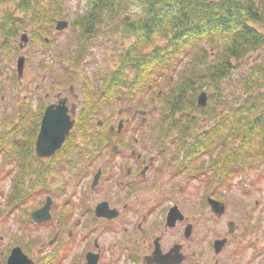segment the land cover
<instances>
[{"label": "flooded vegetation", "instance_id": "af4514ba", "mask_svg": "<svg viewBox=\"0 0 264 264\" xmlns=\"http://www.w3.org/2000/svg\"><path fill=\"white\" fill-rule=\"evenodd\" d=\"M73 33L76 45L77 32ZM21 34L27 35V43L14 38L17 52H13L26 63L32 37L30 29H22ZM72 58H80L76 49ZM75 64L65 68L66 72L59 71L61 77H53L55 81L45 66L41 82L34 86L44 98L29 101L24 96L21 103L27 106L15 122H11L9 111L0 112V136L4 132L8 138L6 146L0 143V186L9 179V198L17 197L20 182L23 187L27 183L30 188L37 186L26 198L17 200L20 206L14 211H22L21 206L33 196L38 201L33 211L16 217L21 240L26 243L4 241L9 208L6 204L0 209V264H9L16 248L26 257L17 264H252L241 259L246 249L255 260L261 257L258 239L252 238L248 210L244 208L239 220L221 221L226 211L221 189L233 184L235 174L228 169L232 164L228 173L221 174L225 165L219 164V148L189 147L200 134L196 130H164L158 101L153 110L126 105L117 112L116 125L113 120L101 119L108 76L101 79L105 90L90 94L86 91L90 89L88 81L81 80L84 86L77 93ZM29 88L26 85L27 92ZM28 104H34V112ZM58 107L73 122L72 127L52 154L38 156L35 143L45 112L48 108L55 112ZM25 116L29 119L21 124ZM20 124L30 130L33 142L29 136L17 139L12 130ZM146 127L150 130L140 132ZM209 201L220 204L223 213L215 214ZM47 203L48 220L33 222L31 214ZM43 228L49 236L46 243L31 237ZM77 247L79 252L72 253Z\"/></svg>", "mask_w": 264, "mask_h": 264}, {"label": "trees", "instance_id": "16d2710c", "mask_svg": "<svg viewBox=\"0 0 264 264\" xmlns=\"http://www.w3.org/2000/svg\"><path fill=\"white\" fill-rule=\"evenodd\" d=\"M57 19H66L61 0H0V52L14 45L22 29H30L29 47L48 46L44 36L55 32ZM71 27L77 32L80 58L101 36L124 47L118 66L107 74L105 96L113 104L143 95L156 78H164L168 87L156 96L163 104L164 130L190 132L195 129L189 126L194 123L191 118L201 117L209 125L189 147L222 149L221 174L228 173L229 164L228 169L238 175L250 165L264 163V0H86L84 12ZM253 54L257 61L240 65ZM58 61L62 63L61 58ZM237 70L242 74L229 104L222 100V85ZM9 82L15 84L16 78ZM203 89L208 102L199 108L196 97ZM21 124L12 130L17 139L29 136L33 142L30 130ZM7 142L3 132L2 147ZM23 190V182L18 183L15 196ZM16 198L11 196L8 206Z\"/></svg>", "mask_w": 264, "mask_h": 264}, {"label": "rangeland", "instance_id": "374dc122", "mask_svg": "<svg viewBox=\"0 0 264 264\" xmlns=\"http://www.w3.org/2000/svg\"><path fill=\"white\" fill-rule=\"evenodd\" d=\"M61 3L64 14L66 15V19L61 20H66L69 24L78 15L84 12L86 6V0H61ZM4 6L6 7V5ZM74 35H76V33H73V30L71 28L58 34L53 32L44 36V38L48 39V46L45 47L34 43L33 46L29 47L27 52L28 58L26 59V63L24 65L22 77L20 78V80L17 79L15 68L17 60L15 55V53L17 52V45L14 44L11 47L9 46L7 52H0V112L2 111V109H4L6 112L9 111L10 113L8 116L11 117V122H15L18 113H20V111L25 106H27V104L23 102L21 103L24 96L29 101L33 98L40 100L44 98L42 96V93H40L41 91H34V86L37 83L41 82L40 78L42 73L44 72L43 69H45V64L47 63L52 62V65H48L47 72L55 81L56 79L53 77H61V75H58L59 71L66 72L64 69L66 68L68 70L69 67V69H71V64L76 61L77 64L73 66V68L76 69L74 72L73 82L75 83L77 93H79L78 91L80 90V88L83 89L84 86H81V80H84V83L85 80L88 81L90 89L86 91L90 94H96V90L100 88H102L103 90L106 89V87L104 86V82L101 79L104 77V74H109L111 70L116 69L119 64L118 54L124 49V47L121 44H118V41L114 39H109L107 36H101L96 39L97 41L93 45L88 47L87 52L83 57H81L80 61H77V59L73 60L72 58V51L76 49V45L73 44ZM19 37L20 35L18 34L17 39ZM13 50H15V53L13 52ZM191 53L192 52H190V54ZM59 58H61L62 63L58 61ZM257 59L258 56L256 54H253L249 58L241 61L240 65L243 67L245 65H250L252 64V62L257 61ZM238 74H242L241 71L237 70L236 73L232 74L231 79L228 80V82L223 83L222 85V100H224L226 103L233 104L234 102V95L236 93L234 84L237 77L239 76ZM171 76L176 75L171 73ZM14 77L16 78V82L15 84H11V82L9 81ZM168 77L169 75L167 76V78ZM171 80L173 81V78ZM165 81L166 80L164 78H156L152 90H150L148 93L146 92L143 95H140L138 98L136 97L133 103H128L127 99H124L123 103L117 102L113 104L112 101H109L105 97V99H103V104L101 105V111L99 112V114H101L99 115L100 118H108L109 122L111 120L114 121L117 112L121 108L123 109L126 105H133L134 108H136L135 106L141 105L145 108L139 107L138 109L153 110V106H157V104L155 103L157 102L156 93L159 90L164 92V90H166L168 87ZM61 82L63 81L61 80ZM18 84L20 85V87L18 86ZM28 84L30 85V88L27 92L26 85ZM203 91H205L206 95H208L206 89H203ZM151 99H153V102H151ZM90 100L92 102L93 98H91ZM29 105L31 104H28V107ZM18 106L20 107V109L18 112H16V108ZM29 109L34 112V104L32 105V107H29ZM161 110L162 109H160V111ZM30 117H32V114H30ZM198 120L199 121H197V127H200L199 124L201 117H199ZM113 121L111 122L113 123ZM114 122L115 123H113V125H116L117 121ZM208 125L209 124L207 122L206 124H203L202 127L207 128ZM149 130V127H146L144 129H140V132H146ZM219 150L220 152L222 151V149L220 148ZM263 173L264 163H260L259 165H257V167L248 169V171L245 170L243 173H240L239 176H236L232 186H230V188L228 187L229 189H221V192L225 196L224 201L226 203V211L224 214V218L221 221L224 222L227 218L231 217H236L239 220L244 216V208L248 210L249 223H251L252 230L254 231L252 234V238L258 239L259 248L260 250H262L261 257L256 260L255 258H253V256H251L249 249H246L242 254L241 259L243 258V261L251 260L252 264H264V176L263 178L258 179V181L255 182L254 186H249L248 184L251 183L252 180L256 179L258 174ZM244 184H247V189H249V193L247 195L241 192ZM10 185L11 183L9 179H7V182H4L3 185L0 186V209L4 208L7 204L8 210V205L10 204L9 196L11 193ZM33 186L35 187V189L37 188V186ZM31 190L33 191V189H30L29 184L27 183L24 187V191H22L20 195L17 196V198H19L16 199L20 200L21 197L26 198L28 194L32 192ZM37 202V199H35V196H33L27 201L25 205L21 206L22 211L15 210L14 212H11L13 209H10L9 207V210L7 211V240H4L5 242L14 239H17L18 241L20 240L21 242L23 241L21 240L20 236V233L22 234L20 229L21 224L18 222L16 217L18 214H22L25 211H27L26 213H30L31 211H33L34 208H36L38 205ZM255 203L257 204L255 205ZM31 237H36L39 240H42L44 243H46V241L49 239L46 228L41 229L38 234L32 233ZM23 242L26 243V241ZM79 250L80 249L77 247L72 253H78Z\"/></svg>", "mask_w": 264, "mask_h": 264}, {"label": "water", "instance_id": "95a60500", "mask_svg": "<svg viewBox=\"0 0 264 264\" xmlns=\"http://www.w3.org/2000/svg\"><path fill=\"white\" fill-rule=\"evenodd\" d=\"M67 27V23L60 21L56 25V30H63ZM22 42H26V37H21ZM24 59L21 57L17 60V74L21 76L23 70ZM206 105V94L201 92L197 97V106L204 107ZM73 122L68 120V117L65 116L64 111L60 107L52 112L48 108L45 112L42 126L38 134L36 143H35V152L38 156H49L54 152L55 149L59 148L61 143L64 140L66 134L72 127ZM212 210L215 214H222L223 207L220 206L217 202L209 201ZM48 210L49 204L47 203L42 209L34 211L31 214V219L36 223L45 222L48 220ZM100 212V211H99ZM223 243H220V245ZM219 245V243H218ZM88 259L90 256L87 257ZM26 259L23 256L18 248L12 251V254L9 258V264H17L18 261H23ZM27 264H30L28 261Z\"/></svg>", "mask_w": 264, "mask_h": 264}, {"label": "clouds", "instance_id": "9594fccd", "mask_svg": "<svg viewBox=\"0 0 264 264\" xmlns=\"http://www.w3.org/2000/svg\"><path fill=\"white\" fill-rule=\"evenodd\" d=\"M137 12H138V14L140 15V16H142V17H144V12H143V10L142 9H137Z\"/></svg>", "mask_w": 264, "mask_h": 264}]
</instances>
